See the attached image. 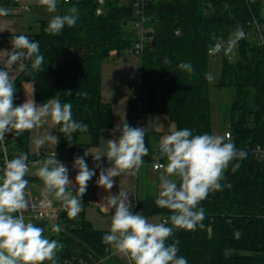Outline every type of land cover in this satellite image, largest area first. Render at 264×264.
<instances>
[{
  "label": "trees",
  "instance_id": "obj_1",
  "mask_svg": "<svg viewBox=\"0 0 264 264\" xmlns=\"http://www.w3.org/2000/svg\"><path fill=\"white\" fill-rule=\"evenodd\" d=\"M262 2L150 0L143 11L152 40L141 56V97L135 99L133 93L129 97L131 127L138 126L144 111H155L167 117L174 130L187 128L193 135H212L209 81L205 76L211 55L208 49L216 43L214 36L226 40L238 29L245 34L235 47L233 59L223 53L216 86L234 89L226 120L231 137L226 141L247 156L232 161L221 181L223 189L210 193L198 205L204 210L203 226L174 229L166 241H179L178 256L185 257L188 264H264V156L253 151L264 146V46L252 25L253 19L264 22L260 16ZM72 6L78 9L77 22L72 27L66 25L58 35L47 33L49 20H41L35 33H0V39L25 35L39 44L44 57L39 71H31L28 61L29 72L13 77L14 105L21 104L22 83L28 81L36 102L53 98L62 104L71 103L73 119L87 125L72 136L86 132L89 143L96 145L100 132L113 123L112 106L101 99L99 67L105 59L126 56L136 39V16L130 5L118 0L102 4L97 0H61L59 15ZM182 62L190 63L194 74L180 70L177 65ZM138 104L142 105L138 114L132 115ZM28 132L11 133L10 159L20 152L33 156L28 150ZM237 163L239 168L233 171ZM35 179L42 182L39 177ZM132 211L160 215L162 222L172 214L158 207L155 199L138 200ZM30 220L46 228V237L63 244L57 251V264H75L79 258L87 264H126L118 254H109L110 245L101 242L109 231L94 228L82 211L70 218L65 209H56L51 216ZM54 225L60 226L58 233L51 230ZM237 231L241 233L238 239L234 235ZM226 249L231 250L227 258ZM101 258L105 259L98 262Z\"/></svg>",
  "mask_w": 264,
  "mask_h": 264
},
{
  "label": "clouds",
  "instance_id": "obj_2",
  "mask_svg": "<svg viewBox=\"0 0 264 264\" xmlns=\"http://www.w3.org/2000/svg\"><path fill=\"white\" fill-rule=\"evenodd\" d=\"M39 4L49 13L57 11V0H39ZM77 13L78 9L72 6L63 15H53L45 31L58 35L66 25L72 27L76 24ZM7 15L8 9L0 7V17ZM244 35L238 29L226 40L212 37L216 43L208 49L209 54L221 51L229 54ZM10 43L11 51L3 50V56H0V63L4 66L0 68V145H4L3 151L7 153L6 134L19 135L49 122L50 129L59 126L58 131L71 141L73 133L87 128V125L73 119L71 103L62 104L58 99L50 98L39 105L32 98L14 105L16 88L10 73L14 68L18 72H29L28 61H31V71H39L44 57L40 54L39 44L25 35L13 36ZM177 67L194 74L190 63L182 62ZM205 76L209 81L213 79L211 74L206 73ZM66 94L71 95V92ZM111 131H119V138L107 140V151L93 156L96 167L100 168L97 185L106 191L113 188L114 177L136 176L145 162L144 157L148 156L145 128L131 127L123 120ZM58 142L59 138L52 135L50 130L35 140L37 147L46 143L55 146ZM159 151L167 162L153 164L156 170H162L155 204L172 213L163 222L151 223L142 213H134L129 193L122 187L118 195L103 198L104 208L114 209V214L110 230L101 242L112 246L130 264H188L185 257L178 256L179 241L172 244L166 241L173 236L174 229L194 230L198 224L203 226L204 210L198 205L210 193L223 189L221 181L225 179V171L232 161L243 160L247 156L234 143L225 142L222 136L207 133L193 135L187 128L173 130L163 136ZM88 154L85 152L84 156L75 158L73 166L78 172L74 182L69 179L68 168L57 160L54 151L51 158L34 162L33 167L39 165L35 175L44 186L42 203L50 207L58 201L68 217H77L82 210V197L87 191L88 182L96 174L87 166L85 157ZM101 157H106L111 167H101ZM238 168L239 163L232 170ZM28 172L27 153L20 152L12 159L5 156L3 168L0 169V264H57V251L63 248V244L46 237V228L37 226L30 219L26 220L23 214L29 207L25 191L29 183L25 179ZM51 230L58 233L61 229L59 225H54ZM234 235L238 239L241 233L237 231ZM230 254L231 250L226 249L225 257Z\"/></svg>",
  "mask_w": 264,
  "mask_h": 264
},
{
  "label": "crops",
  "instance_id": "obj_3",
  "mask_svg": "<svg viewBox=\"0 0 264 264\" xmlns=\"http://www.w3.org/2000/svg\"><path fill=\"white\" fill-rule=\"evenodd\" d=\"M32 0H27V5L31 4ZM18 3H14L11 0L5 3L6 7L9 9H14L13 14L17 15L19 12ZM31 6V5H30ZM23 12V11H22ZM30 82L22 83V102L24 103L26 99H34L33 95V86H29ZM23 85H26L24 87ZM131 96V95H130ZM129 98V97H128ZM48 100V99H47ZM47 100L36 102L39 105H43ZM112 112H113V123L111 127L103 129L100 132L99 141L96 145H91L90 136L88 133L83 132L79 133L76 136H72V140L68 141L63 133L58 131L59 126H56L52 129L51 123L43 125L42 127H37L28 132V150L31 153L36 152H47L55 151L56 158L58 161H64L67 163L69 179L73 182L75 181V176L77 175L78 170L74 168V158L72 155L77 154V157L84 156L85 152L89 154L85 157L86 161H95V155L103 154L107 151V140L109 139H118L120 132L117 131L113 133L111 130L115 128L117 124H120L121 121H126L128 123L129 119V100L128 104L114 106L111 101ZM123 125L121 124V127ZM146 129L145 143L148 148L149 158L146 160L141 167L139 173L136 176H126L122 175L120 177H114L115 181L112 189L106 191L103 187L97 185V181L92 177L88 182L87 191L82 197V206L81 211L84 217L92 224L96 229L110 230L112 214H114V209L106 210L104 208L103 198L109 195H118L120 187L129 193V200L132 204V209L135 207L138 200L142 199H156L159 192V176L160 171L153 168V162H162L166 164V158L162 157L159 151V142L163 136L170 134L174 129V124L164 115L155 111H144L139 118L138 126ZM50 130L52 135H55L59 138L57 145L45 144L42 147H37L35 140L42 136L45 132ZM226 131V130H225ZM224 134V133H223ZM223 134L219 135L223 137ZM100 162L102 167L107 169L111 167V163L107 160L106 157H101ZM39 165L35 167L29 166V172L25 176V179L28 180V186L25 191H29L33 194H38L42 192L43 183L37 181L35 178L38 176L35 175V172ZM75 194V193H74ZM53 205L56 208H62V204L58 201L53 202ZM151 223H160L162 222L161 216L157 214L145 216ZM110 252H116L115 249L110 246Z\"/></svg>",
  "mask_w": 264,
  "mask_h": 264
},
{
  "label": "rangeland",
  "instance_id": "obj_4",
  "mask_svg": "<svg viewBox=\"0 0 264 264\" xmlns=\"http://www.w3.org/2000/svg\"><path fill=\"white\" fill-rule=\"evenodd\" d=\"M30 2L31 6L29 5V8L23 12H19L17 15L13 14L14 9H9L5 5L0 6L8 9V15L0 17V33L6 35L12 33H35L39 30V22L41 20H50L53 15H59L61 0H57V11L55 13H49L45 7L39 4V0H32ZM20 3L28 4L27 0H20ZM260 16L264 18V2H262ZM223 53L224 51L211 54L208 59V74H211L213 77L211 81L208 80L211 101L212 135H221L228 127L226 120L229 115V107L234 93V89L231 87L218 88L216 86ZM125 55L128 58L127 61H124L121 57L109 58L103 60L99 67L101 99L104 102L111 101L114 106H125V104H128V97L133 92L130 86L140 82V70L134 67L138 63V57L130 50H127ZM25 84L31 86L30 83ZM23 86L26 87V85ZM118 256L123 258L126 264H130L127 258L120 254Z\"/></svg>",
  "mask_w": 264,
  "mask_h": 264
},
{
  "label": "built area",
  "instance_id": "obj_5",
  "mask_svg": "<svg viewBox=\"0 0 264 264\" xmlns=\"http://www.w3.org/2000/svg\"><path fill=\"white\" fill-rule=\"evenodd\" d=\"M7 0H0V6L5 5ZM9 1V0H8ZM14 3H18L20 0H11ZM64 1H70V0H64ZM105 0H97L98 3L102 4ZM118 2L122 5H130L133 8L134 14H135V20L133 22V28L135 31V35H136V39L132 45V47L129 49L130 51H132L137 57H138V63L135 64V68L141 70V56L143 53V50L145 48V45L150 42L152 40L151 36L148 35V31H149V27L146 25V17L144 16V9L145 6H147L150 3V0H118ZM28 8L27 4H18V12H22L25 9ZM252 25H253V29L255 32V35L258 39V42L264 46V22L259 21L257 19H253L252 20ZM12 38H3L0 39V56H3V50H8L11 51V41ZM3 64L0 63V68H3ZM20 72L16 71L15 68L12 70V72L10 73V75L12 77H15L19 74ZM131 90L133 91V98L135 99H139L141 97L142 94V83L141 81L137 84H133L130 86ZM142 105L138 104L137 109H133L131 110V114L132 115H137L138 114V110ZM230 134L228 131L224 132V138H225V142H227L226 140H228L230 138ZM10 138H11V133L6 134L5 136V145L7 147V153H5L3 151L4 145H0V169L3 168L4 165V159L5 156L9 158V145H10ZM253 151H255L257 154H260L262 156H264V146H257L256 148L253 149ZM55 152V151H54ZM53 155V151H47V152H36L33 154V156L28 157V165L29 166H33L35 161L38 160H44V159H48L51 158ZM72 158H77V154L74 153L72 155ZM146 157H144V161H146L145 159ZM61 163H63L66 167H67V163L64 161H60ZM87 162V166L89 167V169L94 170L95 171V175L93 176V178L97 181L98 177H99V173H100V168L96 167L97 162L96 161H86ZM101 167H102V163L99 161ZM156 162L152 163L153 164ZM162 163V162H159ZM163 164V163H162ZM154 168V167H153ZM26 198L29 201V207L28 209L24 210V216L26 220H29L31 218L34 219H39V218H43L45 216H51L52 212L56 209H64L62 208H56L53 203L52 205L49 207L46 204L42 203V201L44 200V197L42 196V192L38 193V194H33L29 191H26ZM109 254H118L117 252H110ZM105 258H101L98 260V262H102ZM45 264H48V262H45ZM75 264H87L85 263L81 258L78 259V262Z\"/></svg>",
  "mask_w": 264,
  "mask_h": 264
},
{
  "label": "water",
  "instance_id": "obj_6",
  "mask_svg": "<svg viewBox=\"0 0 264 264\" xmlns=\"http://www.w3.org/2000/svg\"><path fill=\"white\" fill-rule=\"evenodd\" d=\"M235 49L232 50V52H230L229 54H225L224 52V56L227 58V59H233L235 57ZM124 61H127L128 58L126 56H123L122 58ZM146 160H148L149 158H145Z\"/></svg>",
  "mask_w": 264,
  "mask_h": 264
}]
</instances>
